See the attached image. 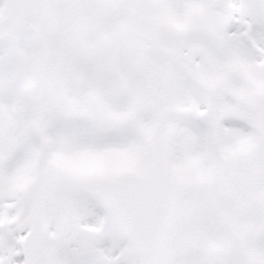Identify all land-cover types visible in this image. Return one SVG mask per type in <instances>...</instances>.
I'll return each instance as SVG.
<instances>
[{
  "label": "snow or ice",
  "instance_id": "6c2138e0",
  "mask_svg": "<svg viewBox=\"0 0 264 264\" xmlns=\"http://www.w3.org/2000/svg\"><path fill=\"white\" fill-rule=\"evenodd\" d=\"M0 264H264V0H0Z\"/></svg>",
  "mask_w": 264,
  "mask_h": 264
}]
</instances>
